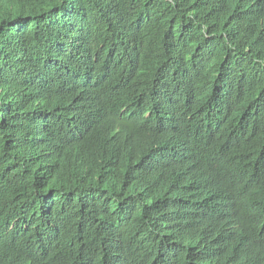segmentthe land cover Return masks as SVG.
Instances as JSON below:
<instances>
[{
    "label": "trees",
    "instance_id": "obj_1",
    "mask_svg": "<svg viewBox=\"0 0 264 264\" xmlns=\"http://www.w3.org/2000/svg\"><path fill=\"white\" fill-rule=\"evenodd\" d=\"M0 264H264V0H0Z\"/></svg>",
    "mask_w": 264,
    "mask_h": 264
}]
</instances>
